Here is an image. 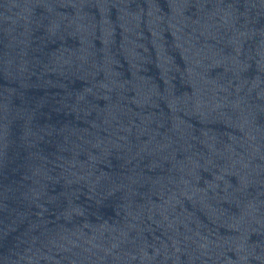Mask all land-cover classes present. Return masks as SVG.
I'll return each instance as SVG.
<instances>
[{
    "label": "water",
    "instance_id": "95a60500",
    "mask_svg": "<svg viewBox=\"0 0 264 264\" xmlns=\"http://www.w3.org/2000/svg\"><path fill=\"white\" fill-rule=\"evenodd\" d=\"M0 264H264V0H0Z\"/></svg>",
    "mask_w": 264,
    "mask_h": 264
}]
</instances>
